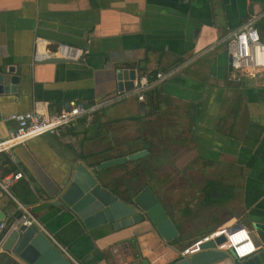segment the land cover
<instances>
[{
  "label": "crops",
  "instance_id": "0c3cea01",
  "mask_svg": "<svg viewBox=\"0 0 264 264\" xmlns=\"http://www.w3.org/2000/svg\"><path fill=\"white\" fill-rule=\"evenodd\" d=\"M250 20L264 43V0H0V67L21 77L16 92H0V140L16 128L11 114L113 97L117 71L175 70L145 104L123 99L92 123L0 154L3 176L22 173L5 191L12 203L1 222L12 224L24 208L71 264H115L112 228L86 230L49 194L79 161L93 167L137 156L105 173L121 190L152 191L179 251L217 229L264 223V71L237 84L226 79L225 41ZM60 45L78 50L77 59H34L59 56ZM11 230L0 254L18 260L2 249Z\"/></svg>",
  "mask_w": 264,
  "mask_h": 264
},
{
  "label": "water",
  "instance_id": "95a60500",
  "mask_svg": "<svg viewBox=\"0 0 264 264\" xmlns=\"http://www.w3.org/2000/svg\"><path fill=\"white\" fill-rule=\"evenodd\" d=\"M44 61L64 62L65 59L55 56ZM135 77L134 69L117 71L118 92L132 90ZM20 78L14 67L1 66L0 92H16ZM136 157L110 160L93 167L77 162L70 168L66 181L49 194L54 199L51 205L72 213L88 231L110 226L115 235L110 236L108 257L115 264H264V223L258 222L254 223L251 231L258 249L249 257L236 259L231 251L216 250L215 246L224 241L223 237L202 244V251L198 254L180 257L179 248L172 244L177 238V230L152 191L148 187L135 192L126 188L121 190L114 184V177L105 173L107 168ZM124 191L127 192L126 197L121 195ZM11 203L12 200L0 187V206L3 207L0 209V222ZM13 217V223L17 224L21 213ZM237 228L240 226L230 231ZM2 249L11 251L18 260L1 253L0 264H42L52 259H56L58 264H71L36 225H16Z\"/></svg>",
  "mask_w": 264,
  "mask_h": 264
},
{
  "label": "built area",
  "instance_id": "2783aa9c",
  "mask_svg": "<svg viewBox=\"0 0 264 264\" xmlns=\"http://www.w3.org/2000/svg\"><path fill=\"white\" fill-rule=\"evenodd\" d=\"M226 53L229 58L230 71L227 75V81L230 83H239L242 76H255L257 73L264 71V43L261 42L255 24L252 20L242 25L238 31L234 32L225 41ZM76 52V53H75ZM78 50L60 45L57 55L65 59H77ZM81 53V50H80ZM77 54V55H76ZM52 58L46 52H36L34 59L36 61H44ZM175 70L171 72H155L149 75L146 72H138L133 80V88L128 92H118L113 97L102 102L84 105L82 103H71L68 108L51 113H41L32 110L25 113L11 114L6 118L15 122L16 128L9 133L8 138L0 140V154L8 153L20 144L28 140L44 136H60L68 129L72 128L79 120L85 123H92L94 114L107 106L116 104L123 99L135 97L138 102L146 103V95L150 92L159 90L164 81L173 75ZM22 178L21 172L8 175H2L0 172V187L6 189ZM20 222L17 224H8L0 222V250L4 237L11 228L16 225L23 227H31L36 224L35 219L29 212L22 208ZM231 229H217L207 236L201 237L190 246L179 251L182 258L198 254L202 251V244L214 241L223 237L224 241L215 246V249L222 252L231 251L236 259H243L254 254L258 249L251 236V231L240 227L233 231Z\"/></svg>",
  "mask_w": 264,
  "mask_h": 264
},
{
  "label": "trees",
  "instance_id": "16d2710c",
  "mask_svg": "<svg viewBox=\"0 0 264 264\" xmlns=\"http://www.w3.org/2000/svg\"><path fill=\"white\" fill-rule=\"evenodd\" d=\"M154 74V73H153ZM153 74H149V75H153ZM147 96V95H146ZM93 119H94V117H93ZM85 122V121H84Z\"/></svg>",
  "mask_w": 264,
  "mask_h": 264
}]
</instances>
